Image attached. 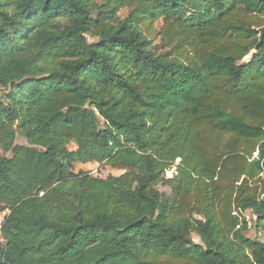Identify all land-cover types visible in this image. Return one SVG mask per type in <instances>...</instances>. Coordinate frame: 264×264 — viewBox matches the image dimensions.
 I'll return each instance as SVG.
<instances>
[{
  "label": "trees",
  "instance_id": "16d2710c",
  "mask_svg": "<svg viewBox=\"0 0 264 264\" xmlns=\"http://www.w3.org/2000/svg\"><path fill=\"white\" fill-rule=\"evenodd\" d=\"M252 17L264 0H0V264H264Z\"/></svg>",
  "mask_w": 264,
  "mask_h": 264
},
{
  "label": "rangeland",
  "instance_id": "374dc122",
  "mask_svg": "<svg viewBox=\"0 0 264 264\" xmlns=\"http://www.w3.org/2000/svg\"><path fill=\"white\" fill-rule=\"evenodd\" d=\"M126 13H127L126 9H121L119 11L118 15L121 18H123L126 15ZM260 21L264 23V18L252 17L250 19V23L251 22H260ZM162 27H163V22L161 20H159V21H157V22H155L153 24V29L150 32V36L156 35V37L154 38V44L157 45V46H161L159 32L161 31ZM249 57H250V55L246 56L244 58L243 62H246ZM0 93H1V91H0ZM99 120H100L99 121L100 125H103L102 120L101 119H99ZM17 142L22 144V143H24V140H23V138L18 137ZM67 147L70 150L75 149L74 143L68 144ZM0 153H1V151H0ZM178 161L179 160H176V163ZM73 169H74L75 172H78L80 170H85V171H88L90 174H92L95 177H102V178L107 177L108 175L117 176V175H120L121 173H123V170H119V169L113 168V167H111L109 165H104V164L103 165H99L97 163H87V164L75 163ZM174 171H175V167H173L170 170L166 171L165 176L166 177H171L174 174ZM158 188H159L160 191L165 192L166 194H170V189L168 187L163 186V185H159ZM246 216H247V219L250 221L248 230L246 232V235L248 237H251V238H260L261 240L264 241V229L263 230H257L256 229L255 223L251 219V214L248 211L246 212ZM192 239L195 242H199V238L197 237L196 234H192Z\"/></svg>",
  "mask_w": 264,
  "mask_h": 264
},
{
  "label": "built area",
  "instance_id": "2783aa9c",
  "mask_svg": "<svg viewBox=\"0 0 264 264\" xmlns=\"http://www.w3.org/2000/svg\"><path fill=\"white\" fill-rule=\"evenodd\" d=\"M6 213H7V210L0 211V244H4V238H3V234H2V226H3L4 217H5Z\"/></svg>",
  "mask_w": 264,
  "mask_h": 264
},
{
  "label": "crops",
  "instance_id": "0c3cea01",
  "mask_svg": "<svg viewBox=\"0 0 264 264\" xmlns=\"http://www.w3.org/2000/svg\"><path fill=\"white\" fill-rule=\"evenodd\" d=\"M87 164V163H86Z\"/></svg>",
  "mask_w": 264,
  "mask_h": 264
}]
</instances>
